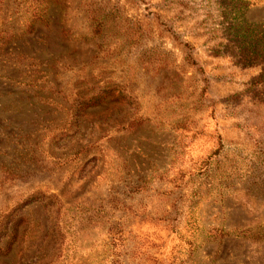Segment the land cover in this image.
Wrapping results in <instances>:
<instances>
[{
	"label": "rangeland",
	"instance_id": "1",
	"mask_svg": "<svg viewBox=\"0 0 264 264\" xmlns=\"http://www.w3.org/2000/svg\"><path fill=\"white\" fill-rule=\"evenodd\" d=\"M0 264H264V0H0Z\"/></svg>",
	"mask_w": 264,
	"mask_h": 264
}]
</instances>
